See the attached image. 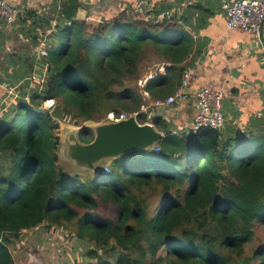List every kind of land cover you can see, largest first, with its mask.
Listing matches in <instances>:
<instances>
[{
	"label": "trees",
	"instance_id": "trees-1",
	"mask_svg": "<svg viewBox=\"0 0 264 264\" xmlns=\"http://www.w3.org/2000/svg\"><path fill=\"white\" fill-rule=\"evenodd\" d=\"M77 8L63 3L53 31L33 35L45 52L36 68L43 81L0 115V264H16L13 241L41 227L76 239L63 264H264V136L178 133L160 122L152 148L110 161L108 173L61 164V122L137 112L144 123L143 91L170 86L191 52L178 24L148 13L79 19ZM153 61L171 65L141 87ZM78 136L87 143L93 131Z\"/></svg>",
	"mask_w": 264,
	"mask_h": 264
},
{
	"label": "crops",
	"instance_id": "crops-1",
	"mask_svg": "<svg viewBox=\"0 0 264 264\" xmlns=\"http://www.w3.org/2000/svg\"><path fill=\"white\" fill-rule=\"evenodd\" d=\"M5 1L16 10V17L10 24L0 22V115L11 102L27 98L33 83L43 81L37 69L41 66L40 55L45 52L41 40L33 35L53 31L62 4L76 2L75 17L79 19L102 21L123 12L142 17L149 14L178 24L187 35L191 52L178 64L183 74L188 73L181 87L183 97L171 104H155L180 88L183 74L165 89L153 88L154 96L143 91L147 101L145 110L141 108L145 122H151L156 130L161 132L157 123L165 122L174 132H188L197 111L195 93L207 87L223 91L224 135L245 133L250 139L251 134L264 136V24L259 38L240 28L228 29L223 4L232 0H151L149 4L138 0ZM46 19L52 20L38 25ZM170 65L153 61L154 69L144 75L139 85L143 87L157 72L164 75L165 67Z\"/></svg>",
	"mask_w": 264,
	"mask_h": 264
},
{
	"label": "water",
	"instance_id": "water-1",
	"mask_svg": "<svg viewBox=\"0 0 264 264\" xmlns=\"http://www.w3.org/2000/svg\"><path fill=\"white\" fill-rule=\"evenodd\" d=\"M258 1L264 4V0ZM82 127L92 129L90 142L80 141L78 133ZM162 137L163 134L151 122L139 123L136 114L118 121L88 120L81 125H71L63 136L60 135L58 157L71 165L74 173L82 175L88 172L86 175L97 177L104 162L119 159L133 151L152 148Z\"/></svg>",
	"mask_w": 264,
	"mask_h": 264
},
{
	"label": "built area",
	"instance_id": "built-area-1",
	"mask_svg": "<svg viewBox=\"0 0 264 264\" xmlns=\"http://www.w3.org/2000/svg\"><path fill=\"white\" fill-rule=\"evenodd\" d=\"M151 0H138L140 4H149ZM225 11L226 26L228 29L240 28L250 31L255 38H259L260 30L264 24V4L258 0H232L223 4ZM138 13L140 9L136 10ZM16 17V10L12 8L5 0H0V21L10 24ZM188 73L182 76L180 88L171 96L164 100H156V105L171 104L176 99L183 97L181 87L186 84ZM223 91L201 87L195 93L196 113L193 117L188 132H196L201 129L209 128L220 130L224 124V114L222 111ZM145 110V107H142ZM132 114H136L134 112ZM130 114L121 113L116 115L109 112L107 120L118 121L128 117ZM109 163L103 170L109 172Z\"/></svg>",
	"mask_w": 264,
	"mask_h": 264
},
{
	"label": "rangeland",
	"instance_id": "rangeland-1",
	"mask_svg": "<svg viewBox=\"0 0 264 264\" xmlns=\"http://www.w3.org/2000/svg\"><path fill=\"white\" fill-rule=\"evenodd\" d=\"M53 104V100H46L43 102L44 107H49ZM106 121V120H104ZM70 122H61L60 135L63 136L67 129L71 128ZM67 170L74 173L72 166L64 160H60ZM108 163H110L108 161ZM107 164L103 163L102 168ZM101 168V169H102ZM82 176L88 174L83 172ZM104 208L113 212L115 207L111 204H104ZM259 234L264 238V229L259 230ZM76 239L69 235L62 227H54L52 231L48 232L44 227L41 229L27 230L20 234L19 239L12 243L11 252L14 255L16 264H63L69 263L73 258V251L78 248L75 245ZM80 260L81 258L78 257Z\"/></svg>",
	"mask_w": 264,
	"mask_h": 264
}]
</instances>
